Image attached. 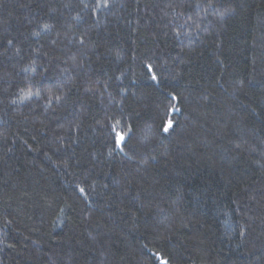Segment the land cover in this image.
<instances>
[{
    "label": "trees",
    "instance_id": "1",
    "mask_svg": "<svg viewBox=\"0 0 264 264\" xmlns=\"http://www.w3.org/2000/svg\"><path fill=\"white\" fill-rule=\"evenodd\" d=\"M0 264H264V0H0Z\"/></svg>",
    "mask_w": 264,
    "mask_h": 264
},
{
    "label": "snow or ice",
    "instance_id": "2",
    "mask_svg": "<svg viewBox=\"0 0 264 264\" xmlns=\"http://www.w3.org/2000/svg\"><path fill=\"white\" fill-rule=\"evenodd\" d=\"M155 79V77H153ZM33 95L35 96H39L40 93L39 92H36V93H33V91L31 90V88L27 89L24 93V96H23V99H28L30 97H32ZM57 99L59 100V97H57ZM165 131H167V129H165ZM81 191H83V189H81Z\"/></svg>",
    "mask_w": 264,
    "mask_h": 264
}]
</instances>
